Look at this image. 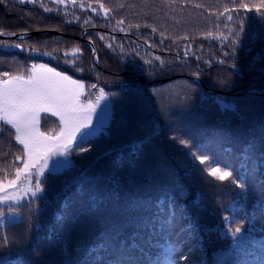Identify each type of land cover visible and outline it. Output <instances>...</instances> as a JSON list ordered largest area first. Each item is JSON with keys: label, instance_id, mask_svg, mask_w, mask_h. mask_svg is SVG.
<instances>
[{"label": "trees", "instance_id": "obj_1", "mask_svg": "<svg viewBox=\"0 0 264 264\" xmlns=\"http://www.w3.org/2000/svg\"><path fill=\"white\" fill-rule=\"evenodd\" d=\"M240 2H0V34L20 36L0 39V70L43 63L83 83L86 100L103 89L111 106L92 150L46 173L41 199L0 206V264H168L171 247L176 264H264V17ZM58 125L41 119L46 133ZM14 136L0 137V179L21 166ZM181 139L244 187L201 171Z\"/></svg>", "mask_w": 264, "mask_h": 264}, {"label": "snow or ice", "instance_id": "obj_2", "mask_svg": "<svg viewBox=\"0 0 264 264\" xmlns=\"http://www.w3.org/2000/svg\"><path fill=\"white\" fill-rule=\"evenodd\" d=\"M52 2L64 4L65 0H52ZM20 3H33V0H20ZM88 7L93 13L97 12V9L91 5ZM99 9L105 13L107 18L109 10L105 8L103 3L99 4ZM239 9L248 11L255 9L258 14L264 17V0H256L255 3L251 4L241 0L236 11ZM46 11H52V9L49 8ZM231 11L233 10L225 6L224 11L219 15ZM233 19V15L227 16L228 22H232ZM88 22L85 21V23ZM118 23H123V20L118 21ZM240 30L243 31V25H241ZM229 31L231 32V29ZM207 35L211 37L213 34L210 31ZM233 35L236 36V39L230 42L234 49L239 36L238 33H233ZM216 38L229 40V36L224 34H220ZM15 47L21 48V45L16 44ZM31 51L36 52L37 50L32 49ZM185 54L187 55V49ZM43 55L50 56L51 53H44ZM65 55L68 54L65 53ZM72 55L74 57L75 52ZM232 55L235 56V53L233 52ZM156 59L159 60L160 58L156 57ZM145 63H150V61H145ZM231 67L236 69L238 65L234 62ZM79 70L82 71L83 69ZM90 87L95 89L97 86L92 84ZM84 90L85 85L80 81L74 80L63 72L56 71L43 63H33L27 69L26 74L24 72L13 74L0 70V137L5 132L10 133L14 129V139L19 145H22V155L15 157L21 166L15 167L14 178L9 179L8 172L5 171L3 178L0 179V204L9 201L13 204H19L22 199L29 196L33 202L36 199H41L42 197L38 194L45 191L42 185L47 178L46 171L54 172L57 166L70 161L67 158L73 154L88 153L92 150V147H85V145H92L90 137L97 134V127L93 125V116L94 114L98 118L103 116V110L97 113V107L101 100L107 99V95L103 89H99L95 102L91 99L85 102L81 100ZM42 113L58 118V131L50 130L46 133L40 130ZM179 142L189 148V155L193 163L198 161L200 165H203L204 168L201 171H206L208 176L220 182L231 178V183L236 187H244L242 181L237 182L240 178L234 176L233 171L226 170L227 165H221L202 149L192 151L196 145H189L186 140L181 139ZM55 157H64L65 159L54 161L53 167L50 169L49 160ZM0 215L3 213L0 212ZM171 223H174V218ZM240 232L241 227L237 226L233 235ZM4 242L7 244V240ZM176 244L178 245L179 241ZM178 252V247H171L168 250V264H176L173 254ZM180 258L187 259L183 253H180ZM149 264H153V262L150 260Z\"/></svg>", "mask_w": 264, "mask_h": 264}, {"label": "rangeland", "instance_id": "obj_3", "mask_svg": "<svg viewBox=\"0 0 264 264\" xmlns=\"http://www.w3.org/2000/svg\"><path fill=\"white\" fill-rule=\"evenodd\" d=\"M99 92V91H98ZM98 95V93H97ZM96 95V96H97ZM107 95V94H106ZM96 99V97H95ZM95 99H93L92 101L95 102ZM81 100L82 101H85L87 102V100L84 98V94L81 96ZM101 110H103V116L102 117H97V115L94 114L93 116V125L95 127H97V134H100L102 131H104V129L107 127L108 123H109V120H110V113H111V106H110V99L109 97L107 96V99H104V100H101L100 101V104L99 106L97 107V113H100ZM41 116H50V117H53V118H56L57 121L59 122L58 118L57 117H54V116H51L50 114H46V113H42ZM41 124V122H40ZM14 130V129H13ZM40 130L42 132H44L42 129H41V126H40ZM15 132V130H14ZM95 135V136H96ZM22 146V145H21ZM65 158L64 157H55L51 160H49V168L51 169L53 167V164H54V161H63ZM69 160V157L67 158ZM69 164V161L65 164H62L61 166H57L56 167V170L53 172V171H46V173H58V172H61L65 167H67ZM39 195V194H38ZM32 199L30 196L26 199H22L21 202L19 204H13L12 202H6V203H3V204H0V206H6V205H20L22 204L23 202H26L28 200ZM12 220H17L15 219L14 217H11L10 220H7V221H12Z\"/></svg>", "mask_w": 264, "mask_h": 264}, {"label": "water", "instance_id": "obj_4", "mask_svg": "<svg viewBox=\"0 0 264 264\" xmlns=\"http://www.w3.org/2000/svg\"><path fill=\"white\" fill-rule=\"evenodd\" d=\"M27 35H33L32 33H30V34H27ZM27 35H24V36H27ZM0 38H14V39H18V38H20V36H18V35H15V36H12V37H8V36H3V35H0ZM87 44H88V46L91 48V50H92V57H93V60L96 62V55H95V53L93 52V48H92V45L90 44V43H88L87 42Z\"/></svg>", "mask_w": 264, "mask_h": 264}]
</instances>
